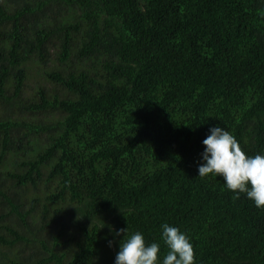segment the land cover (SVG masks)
Masks as SVG:
<instances>
[{"label": "trees", "instance_id": "16d2710c", "mask_svg": "<svg viewBox=\"0 0 264 264\" xmlns=\"http://www.w3.org/2000/svg\"><path fill=\"white\" fill-rule=\"evenodd\" d=\"M262 10L0 0V264H113L126 227L162 257V223L195 264H264V207L197 176L213 125L264 154Z\"/></svg>", "mask_w": 264, "mask_h": 264}, {"label": "clouds", "instance_id": "9594fccd", "mask_svg": "<svg viewBox=\"0 0 264 264\" xmlns=\"http://www.w3.org/2000/svg\"><path fill=\"white\" fill-rule=\"evenodd\" d=\"M201 144L204 147L197 163V176L219 175L233 198L244 194L255 207H264V154L247 155L234 135L219 125L208 128ZM160 229V240L168 249L162 257L158 255L160 244H146L140 231L129 232L127 227L115 229L116 236H123L113 264H195L188 235L168 223H162ZM107 245L111 247L112 241L108 240Z\"/></svg>", "mask_w": 264, "mask_h": 264}]
</instances>
